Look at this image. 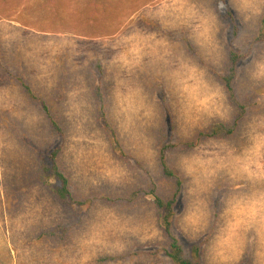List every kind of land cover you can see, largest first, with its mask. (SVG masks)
<instances>
[{
	"label": "rangeland",
	"instance_id": "obj_1",
	"mask_svg": "<svg viewBox=\"0 0 264 264\" xmlns=\"http://www.w3.org/2000/svg\"><path fill=\"white\" fill-rule=\"evenodd\" d=\"M263 18L264 0H0V264H170L147 195L150 184L171 193L164 149L182 185L172 232L185 255L264 264ZM233 52L246 115L232 137L196 141L233 121L219 83ZM18 79L59 106L60 134ZM55 150L85 205L68 209L38 182Z\"/></svg>",
	"mask_w": 264,
	"mask_h": 264
},
{
	"label": "trees",
	"instance_id": "obj_2",
	"mask_svg": "<svg viewBox=\"0 0 264 264\" xmlns=\"http://www.w3.org/2000/svg\"><path fill=\"white\" fill-rule=\"evenodd\" d=\"M229 22L233 25V36L237 38L238 27L235 19L229 15ZM264 24V18H263ZM262 34H264V27L261 28ZM242 58L237 53H231L229 56V62L226 66L223 74L219 76V83L225 91L227 102L231 109L234 112L233 121L230 124H221L213 126L206 131H203L199 134L196 141H202L206 139H228L234 135L237 131L239 125L246 115V109L250 104V100L247 98H240L236 93L235 83H236V73L237 66L240 63ZM91 74L95 76L99 81L103 76V71L99 62H95L91 66ZM19 86L28 99V101L39 109L43 115L47 118L49 122L50 129L55 134L61 133L60 124L55 120V116H58L59 106L53 102H48L43 98L37 96L32 89L21 79L17 80ZM94 99H95V112L96 118L100 121H104V129L110 134H114L113 130L107 122V111L106 103L103 94V88L101 86H96L94 89ZM252 103V102H251ZM163 131H168L165 127ZM189 147H193L190 145ZM166 150L159 151V164L161 168V174L164 179L171 185V193L169 196H161L157 193L156 188L150 184L149 192L147 195H151L154 198L153 205L157 211L161 213V232L165 239L167 250L165 252V257L167 258L170 264H196V260L201 257V249L199 246H193L191 249L192 257H187L183 251L182 246L178 242L177 238L172 232L174 217H175V208L180 197L181 193V181L175 174L173 170L170 169L167 163ZM58 156L59 151H53L49 156L50 166L41 165L37 172L38 182L44 186L49 194L61 205L68 209H73L75 207H81L85 205L86 200L81 198H76L73 196L70 186V181L68 176L60 169L58 166ZM53 180L56 184L51 185L48 181ZM138 192L134 194L119 199L120 203L131 204L135 199ZM107 201V200H106Z\"/></svg>",
	"mask_w": 264,
	"mask_h": 264
}]
</instances>
